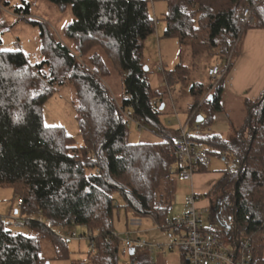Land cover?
<instances>
[{
    "label": "trees",
    "instance_id": "obj_1",
    "mask_svg": "<svg viewBox=\"0 0 264 264\" xmlns=\"http://www.w3.org/2000/svg\"><path fill=\"white\" fill-rule=\"evenodd\" d=\"M44 1L62 12L70 10L73 20L62 30L70 45L46 23L31 19L29 5L22 1L23 7L13 13L39 29L43 60L31 65L20 50L0 51V187L12 191L14 212L21 200L17 214L30 232H12L0 221V264L68 260V240L54 231L66 226L84 227L92 244L85 260L70 264H119L113 195H119L125 211L164 226L170 220L180 173L171 151L180 130L161 122L163 94L151 89L143 63L145 42L154 34L155 23L146 0ZM166 4L164 35L187 47L193 59L206 52L224 57L225 75L240 55L246 31L264 30V0H166ZM0 6L12 8L8 0H0ZM247 6L252 8V25L238 17ZM225 75L207 88L189 87L194 101L188 124L191 129L197 125L198 132L188 137L203 143L209 157L237 159L238 171L225 172L221 181L233 186L232 225L217 224L228 240L233 236L239 243L249 240L250 264H264V91L247 106V139L242 132L224 140L211 134L210 127L222 109ZM113 76L122 86L119 102L108 83ZM188 76L183 65L163 72L166 83L185 84ZM56 85H70L75 92L79 147L63 127L44 125L42 109ZM127 111L142 119L161 142L131 144ZM222 204L220 198L213 211L216 219ZM172 231L184 237L180 230ZM203 231L220 237L213 228ZM44 245L50 246L52 256L43 255ZM180 250L181 261L187 264L185 248ZM128 256L129 264H157L146 249Z\"/></svg>",
    "mask_w": 264,
    "mask_h": 264
},
{
    "label": "rangeland",
    "instance_id": "obj_2",
    "mask_svg": "<svg viewBox=\"0 0 264 264\" xmlns=\"http://www.w3.org/2000/svg\"><path fill=\"white\" fill-rule=\"evenodd\" d=\"M8 1L13 9H4L0 6V39L2 42L0 45V51L20 50L27 56L31 65L39 64L43 60L40 53L41 43L39 29L24 23L23 16L15 15L13 13L15 8L23 7L22 1L28 3L31 19L46 23L58 39L70 45L62 33L63 28L73 20V16L69 9L62 12L55 5L44 0ZM146 1H148L151 17L153 20H156L158 26L155 24L154 34L145 42L143 63L149 68L148 76L151 89L153 91H160L163 94L162 100L163 104H165V110L160 117L161 122L165 126L175 129L178 126V120L181 124H184L188 117L189 109L193 104L194 99L189 92V87H191L192 84H201L206 88L214 85L215 81L210 79L211 75L209 76L210 66L212 63L216 62L221 69H224L227 63L224 57L215 56L211 52H206L200 57L193 59L187 47L180 46L174 38L164 35L166 25L162 18L167 12L166 0ZM153 12H155L154 15ZM235 59L236 58H233V65L235 64ZM159 63L162 64L164 72L166 73L174 70L178 65L186 66L189 69L187 82L185 84L174 83V81L166 83L163 79V72L157 70ZM108 83L115 100L117 102L121 101L123 91L118 77L113 76ZM231 98L232 97L230 96L228 98L224 97L223 107L235 111L233 126L227 130L226 125L224 126L221 121H215L214 123L213 120L210 127L211 133L220 134L224 140L228 141L232 140V138L238 133L243 132L244 128L242 126L245 125L246 121L243 112L244 103L242 101L232 102ZM76 105L77 99L73 88L70 85H56L53 88L52 96L43 106L42 115L45 126L63 127L73 138L75 146L79 147L82 145V142L79 137V115L77 113ZM145 132L155 134V132L147 125L143 129L138 130L137 128H134L133 123H130L129 142L131 144L146 142L142 138V135ZM210 162V172L213 173L223 169L225 170L224 165L217 158L211 157ZM229 166H234L231 160ZM217 188L218 186L216 189ZM190 190V183H177L176 196L174 198L172 210L169 213V219L182 215L183 203L186 199L184 197ZM113 197L117 204V209L114 212L112 226L113 231L118 236L120 242L118 257L119 264H129L128 252L126 255L121 254V244L126 239L132 241L141 240L148 245L154 246L153 250H150V253L148 252L149 258H151L154 263L183 264L181 261L180 250L181 240L178 235H175L173 231L167 233L163 230L157 229L155 223L150 218H134L132 212L125 211L119 195L115 193ZM14 199L15 198L10 189L0 187V217L3 218L4 222L8 223V230L28 235L30 232L26 228L19 227L15 224V218L20 219V216L18 214L14 215L13 213L15 210ZM221 199L223 200V204L218 211V218L216 219L214 217L213 211L218 204L219 198H208L210 213L203 214L201 221L205 228L211 227L217 231L227 246L228 236L223 232V228H221L217 222H220L222 227H230L232 225V199ZM7 218L13 220L9 221ZM54 231L68 240V250L70 255L68 260L52 261L49 264H70L71 260L82 261L86 259L91 248L84 227H56ZM73 234H75L77 238L81 237V239H75ZM169 245H173V250L168 251L165 249ZM158 246L163 247L165 250H157L156 247ZM43 255L46 257L53 255L49 245H44Z\"/></svg>",
    "mask_w": 264,
    "mask_h": 264
},
{
    "label": "built area",
    "instance_id": "obj_3",
    "mask_svg": "<svg viewBox=\"0 0 264 264\" xmlns=\"http://www.w3.org/2000/svg\"><path fill=\"white\" fill-rule=\"evenodd\" d=\"M263 1V0H260ZM238 17L245 25H252L254 19L252 17V8L247 6L238 11ZM156 24L157 22L154 21ZM227 65L224 69H220L218 66H213L210 70V75L215 81L214 85L225 75ZM158 70H162L161 67ZM124 118L127 123H135L139 130L143 129L146 124L140 119L132 116L130 111L124 112ZM180 135L179 138L171 145V151L176 157L180 173L177 176L180 181H190L192 176L197 173L200 166H205L208 163L209 155L206 152V148L201 142H194L188 137L186 127L179 126ZM200 198L197 196H191L186 199L185 212L181 216L170 219L164 226H156L157 229L170 233L174 229L180 230L184 237H180V247H184V256L187 264H250L251 262V249L249 248V240H243L237 242L236 237H232L228 240L226 246L225 241L215 235L203 231L204 226L201 222L202 213L196 208V202ZM22 202L17 199L16 212L21 209ZM134 218L138 217L132 212ZM0 221L3 218L0 217ZM15 222L18 226L22 225L20 219L15 218ZM6 223V222H4ZM73 237H77L73 234ZM78 237L77 239H80ZM122 255L135 249H146L149 253L153 250L154 246L148 245L141 240L132 241L126 239L122 244ZM92 247V244H90ZM159 251L173 250V245H169L167 248L156 247ZM151 261H153L150 258Z\"/></svg>",
    "mask_w": 264,
    "mask_h": 264
},
{
    "label": "crops",
    "instance_id": "obj_4",
    "mask_svg": "<svg viewBox=\"0 0 264 264\" xmlns=\"http://www.w3.org/2000/svg\"><path fill=\"white\" fill-rule=\"evenodd\" d=\"M154 14L155 12H153V15ZM164 33H165V30H164ZM144 66L149 72L148 66L146 64H144ZM159 66L162 68L161 72H164V68L161 63L158 64L157 70ZM213 66H218V65L216 62L212 63V65L210 66V69ZM209 76H210V71H209ZM210 79L213 80L211 76H210ZM238 83H244L250 86L244 87L243 90H238V88L236 87ZM263 91H264V30L250 29L246 31L241 41L239 57L236 59L235 64L233 65L232 69H230V71H228L224 77V93H223V99H222V109L219 113L214 115V123L215 121H221V123L224 126L226 125L227 130L231 128L233 126L232 124L235 118V114H234L235 111L233 109H226L223 107L224 97H227V98L229 96L232 97L231 98L232 102L242 101L244 103V111H243L244 119L246 120L245 125L242 126L244 128L243 136L247 139V136H248L247 129H246V125H247L246 122H247V116H248L247 106L250 103L254 102L261 95ZM163 107L165 108V104ZM188 122H189L188 117L185 120L184 124H181V122L178 120L177 128H179V126H183V127H186V130L189 134L197 133L198 126L196 125L193 127V129H191L189 127ZM133 126L134 128L138 129L137 125L134 122H133ZM211 134H215V133H211ZM216 135L220 136V134H216ZM142 138L148 143H158V142H161L162 140L159 136H157L156 134L150 133V132L149 133L145 132L142 135ZM232 156L231 155L228 156L227 159L225 157H217V156L214 157L222 162L225 170L223 169V170L213 172V173L210 172L211 171V167H210L211 157H209L207 165H205L202 168L201 172L194 174L190 181H180L178 178L175 179L176 181L175 196H176V191H177V183H182V184L190 183L191 190L188 191V193L185 195L184 198L187 199V198H190V196H197L198 198H200L199 200H202V201L196 202V205H195L197 210H199V212L202 213L201 219H202L203 214L210 213V208H209L210 204H209L208 198H219V199L220 198H232L234 194L233 186L223 185V183H221V181L224 178L225 172L227 171L237 172L238 171V167H239L238 161L235 157H232ZM230 160L233 162L234 166H229ZM217 186L218 188L216 189ZM186 199L183 203V212L181 214L185 212ZM197 206L202 207V208H198ZM13 213L14 215H16L15 212ZM11 220L13 219H9V221ZM19 227H22V225Z\"/></svg>",
    "mask_w": 264,
    "mask_h": 264
},
{
    "label": "clouds",
    "instance_id": "obj_5",
    "mask_svg": "<svg viewBox=\"0 0 264 264\" xmlns=\"http://www.w3.org/2000/svg\"><path fill=\"white\" fill-rule=\"evenodd\" d=\"M247 86H250V85H247V84H244V83H238L236 85V87L238 88V90H243L244 87H247Z\"/></svg>",
    "mask_w": 264,
    "mask_h": 264
},
{
    "label": "water",
    "instance_id": "obj_6",
    "mask_svg": "<svg viewBox=\"0 0 264 264\" xmlns=\"http://www.w3.org/2000/svg\"><path fill=\"white\" fill-rule=\"evenodd\" d=\"M163 109V106L160 107V110ZM197 121L199 122L200 121V118L198 117ZM15 214H17V212H15ZM133 254V250L129 251V255H132ZM45 264H49L48 262L45 263Z\"/></svg>",
    "mask_w": 264,
    "mask_h": 264
},
{
    "label": "snow or ice",
    "instance_id": "obj_7",
    "mask_svg": "<svg viewBox=\"0 0 264 264\" xmlns=\"http://www.w3.org/2000/svg\"><path fill=\"white\" fill-rule=\"evenodd\" d=\"M262 95H264V94H262ZM261 102H264V99H262V101Z\"/></svg>",
    "mask_w": 264,
    "mask_h": 264
}]
</instances>
